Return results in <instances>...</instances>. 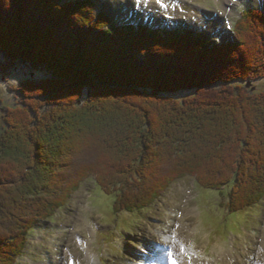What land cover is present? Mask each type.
I'll use <instances>...</instances> for the list:
<instances>
[{
	"label": "trees",
	"instance_id": "trees-1",
	"mask_svg": "<svg viewBox=\"0 0 264 264\" xmlns=\"http://www.w3.org/2000/svg\"><path fill=\"white\" fill-rule=\"evenodd\" d=\"M0 56L2 71L39 74L11 87L19 103L0 112V264H17L36 228L70 202L44 197L41 170L71 142L55 133L70 120L107 157L92 173L118 212L160 200L164 188H125L146 180L152 157L177 163L167 184L191 177L233 214L264 202V91L254 86L264 80V14L247 11L234 43L220 46L187 28L117 26L96 0H0ZM27 197L45 201L36 218L6 226Z\"/></svg>",
	"mask_w": 264,
	"mask_h": 264
},
{
	"label": "rangeland",
	"instance_id": "rangeland-1",
	"mask_svg": "<svg viewBox=\"0 0 264 264\" xmlns=\"http://www.w3.org/2000/svg\"><path fill=\"white\" fill-rule=\"evenodd\" d=\"M96 1L97 13L107 14L117 26L138 23L161 28L164 32L187 28L218 44L233 40L231 25L237 27V21L246 9L264 11V4L258 0H162L165 7L156 0ZM5 62L0 56V63L5 65ZM31 73L34 74L22 64L13 67L11 72L0 70V112H6L7 107H16L18 93L11 92L10 88L19 87ZM33 77L38 79L39 74ZM254 86L264 91V80ZM252 87L253 84H248L246 88ZM70 121L64 125V130L58 129L55 133L58 137L59 133L71 135V142L62 153H57L54 163L47 162L41 167V175L48 181L44 197L51 200L56 192L57 203L70 202L54 220L40 224L21 264H148L157 256L150 254V260H141L140 257L148 254L147 250L155 251L161 257V262L151 264H161L163 254L171 250L174 256L179 252L181 241L186 247L192 245L199 257L194 260L188 255V248V254L182 255L187 264H264V202L233 214L219 194L198 189L191 177L172 180L175 182L169 183L168 187L170 172L177 163L167 158L161 163L157 157H152L148 163L153 169L144 173L146 180L137 182L135 178L132 186L126 184L125 188L128 193L164 188L159 193L160 200L147 211L118 212L120 203L119 206L116 204V195L103 192L92 173V167L97 168V163L106 161L107 157L93 144V135L79 133ZM44 143L42 141L39 147ZM137 171L143 173L140 165ZM102 174L106 175V171L102 170ZM162 174L164 179L160 178ZM40 202L27 197L24 209H14L15 215L11 219L14 224L5 225L13 227L22 219L33 220L36 210L33 212L32 209H40L38 206L45 201ZM47 209L43 213L47 214ZM2 236L5 235L0 239H5L6 236ZM84 239L91 241L84 244L87 251L82 248ZM152 256L155 257L152 259Z\"/></svg>",
	"mask_w": 264,
	"mask_h": 264
},
{
	"label": "bare ground",
	"instance_id": "bare-ground-1",
	"mask_svg": "<svg viewBox=\"0 0 264 264\" xmlns=\"http://www.w3.org/2000/svg\"><path fill=\"white\" fill-rule=\"evenodd\" d=\"M261 4L263 3L264 4V0H262V1H260V0H258ZM139 17V16H138ZM185 214L183 213L182 214V216H184ZM194 231H197V229H195ZM182 240L184 241V238L182 237ZM90 240H87V239H84V240H82V248L83 249H85L86 251L88 250L87 248V246H84V244L86 243V242H89ZM91 242V241H90ZM184 245H186L184 242H179V252L178 253H175V255H176V263H179V262H182L183 264H187L186 262L184 263V259L182 258V255L185 253L186 255L188 254V252H187V249L189 248V254L188 255H191V257H193L194 258V260H198L199 259V257L198 256H196V254L194 253L195 251H193L192 250V245L190 246V247H186V246H184ZM90 250V249H89ZM172 253H174V252H172ZM149 256H150V254H149ZM151 257V256H150ZM155 256H152V259L154 258ZM151 259V258H150ZM156 259H158V257L157 258H155V260ZM264 262V261H263ZM151 263H152V261H151ZM204 264V263H203Z\"/></svg>",
	"mask_w": 264,
	"mask_h": 264
},
{
	"label": "snow or ice",
	"instance_id": "snow-or-ice-1",
	"mask_svg": "<svg viewBox=\"0 0 264 264\" xmlns=\"http://www.w3.org/2000/svg\"><path fill=\"white\" fill-rule=\"evenodd\" d=\"M156 3L160 4L162 7H165V5H163V3H162V0H156ZM173 264H176L175 260H173Z\"/></svg>",
	"mask_w": 264,
	"mask_h": 264
}]
</instances>
